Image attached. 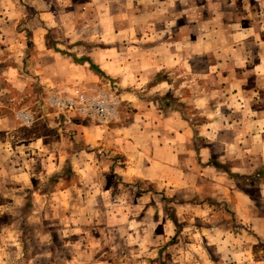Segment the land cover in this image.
Segmentation results:
<instances>
[{
	"label": "rangeland",
	"instance_id": "rangeland-1",
	"mask_svg": "<svg viewBox=\"0 0 264 264\" xmlns=\"http://www.w3.org/2000/svg\"><path fill=\"white\" fill-rule=\"evenodd\" d=\"M0 103V264H264V0H0Z\"/></svg>",
	"mask_w": 264,
	"mask_h": 264
},
{
	"label": "built area",
	"instance_id": "built-area-1",
	"mask_svg": "<svg viewBox=\"0 0 264 264\" xmlns=\"http://www.w3.org/2000/svg\"><path fill=\"white\" fill-rule=\"evenodd\" d=\"M79 97L80 98H79V101L77 103L66 102V103H63V104L66 105L67 109H69V110L77 111V109H78V112L80 114H85V113L88 114L89 111L83 108V105H85V103H87V100L84 98L83 94H81ZM90 111H91V113H94L95 115H98L100 121H102L110 114V112L112 110L107 108V107H105L104 105H101V104L97 103V104L93 105V108L90 107Z\"/></svg>",
	"mask_w": 264,
	"mask_h": 264
},
{
	"label": "crops",
	"instance_id": "crops-1",
	"mask_svg": "<svg viewBox=\"0 0 264 264\" xmlns=\"http://www.w3.org/2000/svg\"><path fill=\"white\" fill-rule=\"evenodd\" d=\"M49 56H51V55H49ZM52 63H55V62H50V64H52ZM56 64V63H55ZM57 65V64H56ZM74 68H76L75 66H74ZM41 73V72H40ZM41 75H43V77L45 78V80H47L48 81V86L51 84V79H49L48 77H47V75H49L48 73H45V75H44V73H41ZM4 105L2 104V103H0V130H1V128H2V125H3V117H2V113H3V111H4ZM8 111V110H7ZM151 115V117L152 118H154L155 120H157L159 117L157 116V115H155V114H150ZM124 132L125 131H118L117 132V134H118V136L119 135H122V134H124ZM115 133L116 132H113V135H115ZM114 142H118V143H123L124 141L122 140V139H119V140H113ZM43 143H45V141H44V139H43V141H42ZM0 158H1V154H0ZM27 158H29V156L27 157ZM27 168V167H26ZM27 170L29 171V169L27 168ZM16 171L18 172V174L20 173V171L16 168ZM31 174L32 175H34V173H32L31 172ZM20 175H23L22 173L20 174ZM26 175L27 176H29L30 175V171L29 172H26Z\"/></svg>",
	"mask_w": 264,
	"mask_h": 264
}]
</instances>
